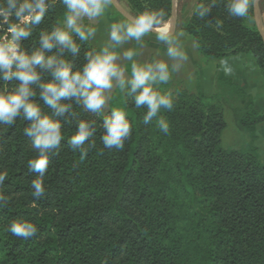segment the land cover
<instances>
[{
    "label": "trees",
    "instance_id": "16d2710c",
    "mask_svg": "<svg viewBox=\"0 0 264 264\" xmlns=\"http://www.w3.org/2000/svg\"><path fill=\"white\" fill-rule=\"evenodd\" d=\"M126 1L138 15L164 9L167 21L172 16V0ZM63 12L58 4L24 46H38L39 30L62 22ZM215 19L222 21L220 29L207 23ZM251 21L230 17L221 3L205 19L193 13L183 31L208 60L253 55L264 78V43ZM92 48L89 42L81 45L77 67ZM126 106L133 132L118 151L103 147L102 118L74 104L77 118L98 120L96 148L81 161L67 146L75 120L66 124V139L45 176L46 196L35 206L34 174L26 167L35 155L23 135L27 122L0 125V171L9 176L0 191L12 196L0 209L5 264H264V164L253 145L227 150L222 142L225 106L256 140L264 116L256 112L251 96L220 66L212 97L200 90L181 91L174 110L162 111L170 122L168 135L158 130L155 119L143 123L146 109H136L130 100ZM22 218L39 229L29 240L6 231Z\"/></svg>",
    "mask_w": 264,
    "mask_h": 264
},
{
    "label": "clouds",
    "instance_id": "9594fccd",
    "mask_svg": "<svg viewBox=\"0 0 264 264\" xmlns=\"http://www.w3.org/2000/svg\"><path fill=\"white\" fill-rule=\"evenodd\" d=\"M221 3L230 17L254 19L250 8L256 0H200L193 11L199 19H205ZM58 4L64 9L62 22L40 29L38 46L26 48L24 42L33 38ZM113 4L114 0H0V125L14 127L18 119L27 122L23 135L35 152L26 164L29 174H34L30 182L34 206L46 196L45 176L51 157L59 155L61 142L66 139V124L75 120V133L67 137V146L79 153L81 161L96 148L98 120L77 118L74 104L102 118L100 140L108 150L122 151L133 132L126 109L110 106L114 90H119L136 109H146L145 125L155 119L158 130L170 134V122L161 113L174 110L175 94L161 85L168 84L174 74L184 69L189 55L181 39L184 33L171 30L164 9L110 23L107 41L85 51L82 65L74 63L81 45L96 39L100 31L97 23ZM207 23H214L217 29L222 27L220 20ZM150 37L166 46V59H137L145 47V38ZM127 62L131 64L130 72ZM220 65L226 74H232L227 60H221ZM40 101L50 111L43 110ZM8 178L7 171H0V189ZM11 199V195L0 191V209L7 207ZM6 231L29 240L39 229L34 222L22 218L13 220Z\"/></svg>",
    "mask_w": 264,
    "mask_h": 264
},
{
    "label": "rangeland",
    "instance_id": "374dc122",
    "mask_svg": "<svg viewBox=\"0 0 264 264\" xmlns=\"http://www.w3.org/2000/svg\"><path fill=\"white\" fill-rule=\"evenodd\" d=\"M117 1L129 14L134 17L138 15L134 11H132V9L128 6L126 0ZM197 2L198 0H195V3ZM195 3L194 0H178V23L176 32L184 33V36L181 39L186 51L188 52L189 61L186 63L184 69L180 73L174 74L172 80L168 84L161 85V88L171 90L175 95L181 91L197 92L198 90H200L206 97H212L215 94L216 76L214 80L210 79V77L207 75L209 69H205V66L206 64H208V62L210 63V65H212V60H208L203 57L199 53L194 39L183 31L184 26L193 16ZM260 8L263 14L264 22V0H260ZM125 20L126 19L117 12L114 6H112L106 13L105 17L97 23V27L100 29V31L98 32L97 37L94 41H89L90 45L96 48L100 47L102 43L107 41L106 29L108 25L112 22ZM169 22L170 20H168V26H170ZM249 22L252 24L251 20H249ZM85 23L88 22L85 21ZM145 39V47L143 49H140L141 55L137 58L138 60L150 62L151 60L157 58L166 59L164 55V53L166 52V46L158 43L154 37ZM157 53H159V56H157ZM245 56L253 58V55L251 54ZM227 61L229 62L231 67L232 65H234L236 68H238L237 65H235L236 61L234 57L228 58ZM126 66L128 68V71L130 72V62H127ZM246 73L248 74L249 81L247 82L248 84H245V88L242 87L241 83H237L228 74H226V76L232 79L234 83L241 86L244 91L249 96H251L256 112L259 115L264 116V78L257 63L253 65V67L248 68ZM127 100L128 99L123 94H121L119 90H114L113 99L110 101V106L113 108H125L128 113V108L126 106ZM224 116L227 122V128L222 135L223 147L227 150H241L248 148L250 145H253V147L256 149V155L258 159L264 164V122L257 126V138L254 142H252L251 135L248 132L242 130L237 125L233 111L229 106L224 107ZM5 260V253L0 251V264H5Z\"/></svg>",
    "mask_w": 264,
    "mask_h": 264
},
{
    "label": "crops",
    "instance_id": "0c3cea01",
    "mask_svg": "<svg viewBox=\"0 0 264 264\" xmlns=\"http://www.w3.org/2000/svg\"><path fill=\"white\" fill-rule=\"evenodd\" d=\"M222 59V60H227ZM235 59V65H237L238 68H236L234 65H232L233 72L232 74H228L231 78H233L237 83H241L242 87L245 88V84H248L249 81L248 74L246 73L248 68L253 67V65L256 64V61L254 58H251L249 56L245 55H239L234 57ZM211 62V61H210ZM212 65L208 62L206 64L205 69H209L207 75L210 77V79L214 80L216 76L217 69L220 65V61H212Z\"/></svg>",
    "mask_w": 264,
    "mask_h": 264
},
{
    "label": "water",
    "instance_id": "95a60500",
    "mask_svg": "<svg viewBox=\"0 0 264 264\" xmlns=\"http://www.w3.org/2000/svg\"><path fill=\"white\" fill-rule=\"evenodd\" d=\"M177 3H178V0H172V16L169 22L170 28L174 32L177 31V23H178ZM113 6L117 10V12L127 21H130L135 18L134 16L129 14L117 0H114ZM254 20H255L258 32L260 33L263 43H264V22H263V14L260 8V0H256V3L254 5Z\"/></svg>",
    "mask_w": 264,
    "mask_h": 264
}]
</instances>
